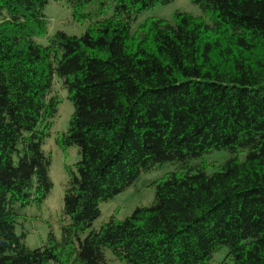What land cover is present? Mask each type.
<instances>
[{
    "label": "trees",
    "instance_id": "1",
    "mask_svg": "<svg viewBox=\"0 0 264 264\" xmlns=\"http://www.w3.org/2000/svg\"><path fill=\"white\" fill-rule=\"evenodd\" d=\"M173 0H67L80 35H48L49 0H0V264H264V0H190L202 15L141 12ZM110 14L102 16L101 13ZM91 18V19H90ZM45 37L46 43L37 39ZM65 90L73 111L55 141L79 154L57 238L30 248L18 219L50 195V137ZM230 156L212 173L203 161ZM153 202L98 228L100 204L143 173Z\"/></svg>",
    "mask_w": 264,
    "mask_h": 264
},
{
    "label": "rangeland",
    "instance_id": "2",
    "mask_svg": "<svg viewBox=\"0 0 264 264\" xmlns=\"http://www.w3.org/2000/svg\"><path fill=\"white\" fill-rule=\"evenodd\" d=\"M108 2L109 0H104ZM176 11L187 12L195 16H201L200 8L190 0H173L169 4H157L151 9L145 10L137 15L132 29H136L145 19L149 17H159L166 20H172ZM45 17L48 20V35L56 31H63L70 35H80L90 25L88 19L76 21L72 17V8L67 0H49L44 8ZM109 11L101 15H109ZM91 19V18H90ZM41 44L46 43V38L37 39ZM53 92L60 99L58 113L53 119L51 135L48 137L42 148L51 155V165L49 167V177L53 183L50 195L40 205L31 204L23 210V216L18 219L16 232L25 233L24 243L30 248H37L44 244L47 234L52 231L59 238L61 235V226L67 219L63 215V193L67 185V173L65 166L73 167L79 159V154L75 146L61 149L56 144L58 134L65 132L69 125V119L73 111L70 101L67 99L66 92L55 81ZM230 153L227 151H214L205 154L202 158L194 162L203 161L206 165V172L212 173L215 167L228 158ZM178 167L174 163H166L157 166L153 170L143 173L140 177L124 192L118 194L114 199L100 204L101 215L94 221V227L98 228L111 214H115L119 219L130 215L138 206H148L153 202L154 187L152 183L161 178L165 173L175 170ZM226 255V249H222L214 255L212 264L219 262ZM108 264H126L125 262L115 260L107 251ZM231 264V263H230Z\"/></svg>",
    "mask_w": 264,
    "mask_h": 264
}]
</instances>
